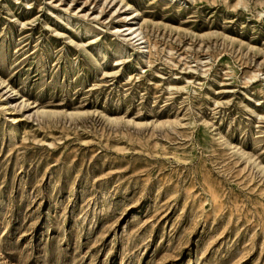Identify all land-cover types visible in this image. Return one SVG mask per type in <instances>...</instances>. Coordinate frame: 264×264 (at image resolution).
Here are the masks:
<instances>
[{
	"label": "rangeland",
	"instance_id": "1",
	"mask_svg": "<svg viewBox=\"0 0 264 264\" xmlns=\"http://www.w3.org/2000/svg\"><path fill=\"white\" fill-rule=\"evenodd\" d=\"M0 264H264V0H0Z\"/></svg>",
	"mask_w": 264,
	"mask_h": 264
},
{
	"label": "bare ground",
	"instance_id": "2",
	"mask_svg": "<svg viewBox=\"0 0 264 264\" xmlns=\"http://www.w3.org/2000/svg\"><path fill=\"white\" fill-rule=\"evenodd\" d=\"M128 31H129L128 35L130 36L129 39L132 41L138 42L139 49L142 52L144 48V43H145V39H144L142 32L139 31V29L133 28V27H129Z\"/></svg>",
	"mask_w": 264,
	"mask_h": 264
}]
</instances>
